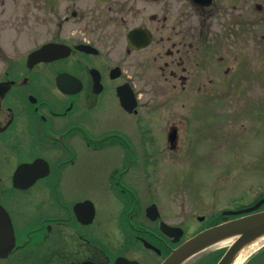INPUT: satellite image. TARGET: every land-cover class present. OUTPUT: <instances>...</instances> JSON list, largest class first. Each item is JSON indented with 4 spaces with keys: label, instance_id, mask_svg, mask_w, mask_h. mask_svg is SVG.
I'll return each instance as SVG.
<instances>
[{
    "label": "flooded vegetation",
    "instance_id": "flooded-vegetation-1",
    "mask_svg": "<svg viewBox=\"0 0 264 264\" xmlns=\"http://www.w3.org/2000/svg\"><path fill=\"white\" fill-rule=\"evenodd\" d=\"M259 31L263 44L264 0H0V198H12L10 191L29 196L19 226L0 199L15 241L0 264H161L218 223L209 218L189 236L177 225L185 232L175 243V235L160 231V217H147L156 203L143 207L129 169L149 160L152 146L158 150L154 129L162 118L147 120L161 107L147 111L151 105L141 96L150 102L153 96L136 89L134 74L157 64L171 89L185 99L197 96L193 114L211 107L228 117L220 129H232L237 87L259 86L237 73V64L254 57L237 50V41L253 42ZM45 45L56 47L51 56L30 59ZM120 87L126 100L131 89L134 106H122ZM183 116L161 133L169 150L180 149ZM39 159L48 173L40 168L30 175H47L16 188L17 166ZM150 160L142 168L147 182L157 159ZM102 205L110 216L102 215Z\"/></svg>",
    "mask_w": 264,
    "mask_h": 264
},
{
    "label": "rangeland",
    "instance_id": "rangeland-1",
    "mask_svg": "<svg viewBox=\"0 0 264 264\" xmlns=\"http://www.w3.org/2000/svg\"><path fill=\"white\" fill-rule=\"evenodd\" d=\"M259 32L254 33L256 39L253 42H243L245 38L237 41V50L254 54V57H249L251 60H242L237 64V73L241 76L245 73L247 81L259 86L253 91L252 88L247 89V92L237 87L235 124L232 129H220V122L228 117L212 111L211 107L193 114L197 96L185 99L178 89H171L170 82L167 83L160 72L155 71L158 69L157 64L145 75L141 71L134 74L136 89H149L148 93L153 96L151 102L148 95L141 96L142 104L151 105L147 111L161 107L158 108L161 111H149L147 120L152 122L150 115L162 120H158L154 129L157 138L155 145L159 147L157 151L153 150V146L151 148L154 155L150 159H157L154 165L151 163L150 170H154L153 173L150 171L152 177L147 182L142 175L144 164L153 161L149 159L139 161L138 165L132 164L129 178L139 187L143 207L148 200L155 201L161 219L172 226H184L187 236L192 232L195 234L198 228L206 224L205 220L210 218L208 221L212 219L214 222L222 211L247 207L264 193V43L260 42L258 36L262 32ZM244 43L246 49H243ZM188 91L194 93L195 88L189 87ZM204 101L210 99L205 97ZM105 104L113 103L107 101ZM180 106L186 107L188 111L184 116L176 111ZM182 116L186 120L181 123L184 130L181 146L179 150L172 151L168 149V141L161 139V133L166 132L170 122ZM140 136H143L142 133ZM145 149L141 146L139 150L141 158ZM9 163L10 167L14 164L13 161ZM124 163L126 166V161ZM8 165H1V168L5 169ZM94 165L93 158L91 169ZM96 181L99 178L92 174V185ZM84 183L85 180L82 185ZM10 192L12 198L0 199L9 209L13 222L19 226L21 202L29 196L26 193ZM105 206L100 207L102 215L110 216L111 208ZM198 216L204 217V223L197 222ZM227 247L214 245L185 264H215L218 260L215 253L222 250L225 252ZM243 264H264V245L255 250Z\"/></svg>",
    "mask_w": 264,
    "mask_h": 264
},
{
    "label": "water",
    "instance_id": "water-1",
    "mask_svg": "<svg viewBox=\"0 0 264 264\" xmlns=\"http://www.w3.org/2000/svg\"><path fill=\"white\" fill-rule=\"evenodd\" d=\"M45 51L53 52L52 48H44ZM43 49V50H44ZM42 53V52H39ZM44 54V53H43ZM123 89V88H121ZM123 104L128 106L127 102ZM134 105V104H133ZM41 160H35L31 164H20L14 172V186L17 188H26L33 184V182L44 176L45 174L39 173L30 175L31 171L43 168L48 169L45 164L42 166ZM25 179V180H23ZM264 204V200H260L255 206L237 212H229L225 214L239 215L242 213H253L243 218L223 223L207 230H204L183 243L179 248L172 252V254L165 260L163 264H181L191 256L201 252L202 250L213 246L228 238L236 239L233 245L229 248L218 264H230V261L235 256L236 252L251 240L264 234V211L254 213L259 207ZM93 211V208H92ZM148 215L151 219H156L159 214L157 213L156 206H151L148 210ZM161 229L167 235L171 232H177L181 237L182 231L178 228L170 227L164 223L161 224ZM14 233L9 215L5 209L0 205V258L5 257L6 253L14 246Z\"/></svg>",
    "mask_w": 264,
    "mask_h": 264
},
{
    "label": "bare ground",
    "instance_id": "bare-ground-1",
    "mask_svg": "<svg viewBox=\"0 0 264 264\" xmlns=\"http://www.w3.org/2000/svg\"><path fill=\"white\" fill-rule=\"evenodd\" d=\"M233 239H225L220 244L222 246L229 245ZM264 245V234L251 240L245 244L240 250H238L235 256L230 261V264H243L245 260L257 249Z\"/></svg>",
    "mask_w": 264,
    "mask_h": 264
}]
</instances>
